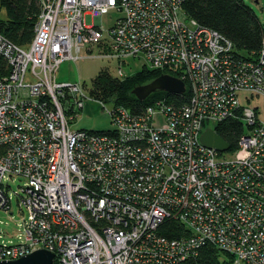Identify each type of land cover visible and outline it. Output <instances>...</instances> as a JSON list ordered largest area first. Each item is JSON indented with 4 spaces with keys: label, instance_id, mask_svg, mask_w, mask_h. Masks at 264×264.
Listing matches in <instances>:
<instances>
[{
    "label": "built area",
    "instance_id": "2783aa9c",
    "mask_svg": "<svg viewBox=\"0 0 264 264\" xmlns=\"http://www.w3.org/2000/svg\"><path fill=\"white\" fill-rule=\"evenodd\" d=\"M40 7L27 46L0 32V209L12 213L15 197L22 214L18 242H0V261L43 248L53 264H207L200 254L210 246L217 264H264V39L240 55L182 0ZM110 11L120 17L106 28ZM94 48L119 62L120 79L138 59L184 80L188 101L161 97L134 112L112 100L108 109L93 86L87 93L81 80H59L63 62ZM241 93L262 99V111L244 106ZM88 101L106 108L113 130L73 127ZM230 120L243 128L226 150L232 158L201 142ZM174 221L181 232L170 237L163 227Z\"/></svg>",
    "mask_w": 264,
    "mask_h": 264
},
{
    "label": "trees",
    "instance_id": "16d2710c",
    "mask_svg": "<svg viewBox=\"0 0 264 264\" xmlns=\"http://www.w3.org/2000/svg\"><path fill=\"white\" fill-rule=\"evenodd\" d=\"M183 8L191 18L208 28L217 30L226 36L240 55L247 56L261 49L264 39V23L260 21L255 10L244 0H182ZM7 10V19H0V32L20 46H27L34 36V26L41 12L40 0H0ZM164 71L144 68L133 76L120 79L107 69H101L94 78L91 94L107 102L114 100L136 112L147 105L153 104L158 98L165 97L168 102L177 106L184 104L190 97V91L184 94H173L157 91L140 101L133 89L138 85L151 82ZM220 134L233 148L242 134V124L238 121H226L216 126ZM163 231L170 237L181 232L177 222H167ZM215 248L201 251L200 260L207 264H217ZM220 255V254H219Z\"/></svg>",
    "mask_w": 264,
    "mask_h": 264
},
{
    "label": "rangeland",
    "instance_id": "374dc122",
    "mask_svg": "<svg viewBox=\"0 0 264 264\" xmlns=\"http://www.w3.org/2000/svg\"><path fill=\"white\" fill-rule=\"evenodd\" d=\"M247 5H249L253 10H255L260 21L264 23V0H244ZM7 10L0 3V19H7ZM103 17V25L108 28L113 24L119 17L120 14L116 11H110L109 14H106ZM86 24H93L94 18L87 14ZM99 50L94 48L92 54L95 56L86 57L83 60L74 63L72 61L63 62L59 71L58 78L62 81H83L84 84H87L89 89L93 86L92 82L94 78L99 75L101 69H107L109 72L118 75V69L120 67L119 62L115 60H107L102 57H97ZM87 53V52H86ZM144 62L138 59H129L121 69L124 71V77L133 76L135 73L140 72L144 69ZM247 94L241 93V99L244 106H251L258 108L262 111V99L255 97L251 102L246 99ZM105 106L108 109H111L113 105L110 102H106ZM73 127L76 129H87L94 130L98 132L113 130L114 127L111 122V116L107 113L106 108L100 106L96 101L86 102L83 109L79 111L76 121L72 123ZM226 157L232 158L234 155L232 151H226L224 154ZM24 183L23 179H15L11 181L12 191L17 192L19 190V185ZM11 212H6L5 210L0 209V242L12 240L18 242L17 235L21 227L19 226V220L22 214L18 210L17 198L13 197L11 202Z\"/></svg>",
    "mask_w": 264,
    "mask_h": 264
},
{
    "label": "water",
    "instance_id": "95a60500",
    "mask_svg": "<svg viewBox=\"0 0 264 264\" xmlns=\"http://www.w3.org/2000/svg\"><path fill=\"white\" fill-rule=\"evenodd\" d=\"M186 83L184 80L167 73L160 74L151 82L136 86L132 93L137 96L140 101H145L148 96L157 91L169 92L173 94H182L186 91ZM201 142L210 148H216L219 151H226L230 148V144L223 139L215 130L206 129L203 131ZM55 257L54 252L46 249H39L31 252V254L22 256L16 260L0 261V264H53Z\"/></svg>",
    "mask_w": 264,
    "mask_h": 264
}]
</instances>
